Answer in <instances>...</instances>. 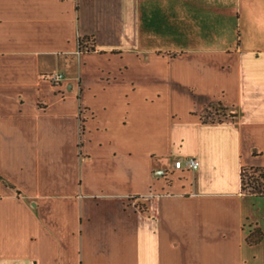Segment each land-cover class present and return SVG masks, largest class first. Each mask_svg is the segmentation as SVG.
Returning <instances> with one entry per match:
<instances>
[{
	"label": "crops",
	"instance_id": "0c3cea01",
	"mask_svg": "<svg viewBox=\"0 0 264 264\" xmlns=\"http://www.w3.org/2000/svg\"><path fill=\"white\" fill-rule=\"evenodd\" d=\"M243 168L264 0H0V264H246Z\"/></svg>",
	"mask_w": 264,
	"mask_h": 264
},
{
	"label": "trees",
	"instance_id": "16d2710c",
	"mask_svg": "<svg viewBox=\"0 0 264 264\" xmlns=\"http://www.w3.org/2000/svg\"><path fill=\"white\" fill-rule=\"evenodd\" d=\"M89 43V40L84 39L83 43ZM228 118L227 114H225L224 109H216L215 112H210L204 116V122H214L215 116ZM218 121H222L219 119ZM85 123V121H84ZM248 177V184L251 186L250 194L254 196H264V169L262 168H243L241 173L242 179V186L243 190L245 189L246 182L245 178ZM263 238V233L261 230L254 232V234L249 236L248 244L256 245L258 244Z\"/></svg>",
	"mask_w": 264,
	"mask_h": 264
},
{
	"label": "rangeland",
	"instance_id": "374dc122",
	"mask_svg": "<svg viewBox=\"0 0 264 264\" xmlns=\"http://www.w3.org/2000/svg\"><path fill=\"white\" fill-rule=\"evenodd\" d=\"M219 119H225L224 117H219L216 116L215 120L218 121ZM248 177L246 176L245 178V182H246V186H245V193L246 194H250V190H251V186L247 185L248 184ZM251 203L255 206L254 208V212L256 213V216H258L259 218V222L261 224L264 223V198H253L251 199ZM261 230L260 228L256 227V226H251V227H247L246 228V234H250L252 233V235L254 234V232L256 233V231ZM252 254L253 257L255 258L252 261H246V264H264V242L261 245H257L254 246L252 249ZM248 252V251H247Z\"/></svg>",
	"mask_w": 264,
	"mask_h": 264
},
{
	"label": "built area",
	"instance_id": "2783aa9c",
	"mask_svg": "<svg viewBox=\"0 0 264 264\" xmlns=\"http://www.w3.org/2000/svg\"><path fill=\"white\" fill-rule=\"evenodd\" d=\"M50 80H52L53 83L60 84L62 81L65 80L64 76L62 74H53L49 77ZM84 114L83 110L81 111V117L79 118L80 122V128L83 132L84 130ZM200 166V163L195 158H188L186 161L178 160L175 163V167L177 169H187V170H196Z\"/></svg>",
	"mask_w": 264,
	"mask_h": 264
}]
</instances>
